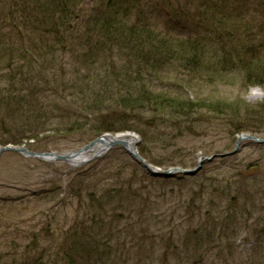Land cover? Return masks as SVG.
<instances>
[{
	"label": "rangeland",
	"instance_id": "rangeland-1",
	"mask_svg": "<svg viewBox=\"0 0 264 264\" xmlns=\"http://www.w3.org/2000/svg\"><path fill=\"white\" fill-rule=\"evenodd\" d=\"M107 1L85 0L78 11L82 22L72 21L74 34L84 32L87 17ZM150 2L162 7L151 15L154 26L171 40L195 42L202 49H191L184 56L187 62L176 52L183 43L172 46L177 59L171 58L151 80L142 77L145 90L190 101L196 109L181 117L157 114L161 125L156 127L147 124L150 111L143 114L141 125L152 135L143 147L145 162L157 169H191L200 157L214 159L203 163L195 181L171 178L169 183L145 179L144 168L120 147L74 168L56 159L94 142L98 119L120 113L108 100L97 111L85 107L100 102L104 94L98 90L78 100L69 96L77 92L70 84L84 72L76 55L87 50L72 47L80 40L71 41L74 45L65 52L49 58L50 73H38L51 81L41 85L47 92L40 95L38 107L18 111L7 99L0 100V148L55 155L53 161H42L11 150L0 154V264H69L72 255L74 263L82 264L77 254L86 251L80 247L96 242L101 264H264V145L241 140L236 148L242 135L264 140V99L250 93L251 88L264 92V86L254 77L246 79L239 58L242 48L257 58L264 54V18L252 13L256 2L248 4L247 15L244 8L240 11L246 25L235 33L227 20L202 24L197 11L189 13L191 1L149 0L146 5ZM261 66L257 70L264 76ZM5 71H0L1 89L8 86ZM113 94L120 95L119 89ZM253 111L259 120H253ZM251 127L260 133L234 134ZM117 134L135 138L139 151V134ZM87 228L91 238L83 236L89 235Z\"/></svg>",
	"mask_w": 264,
	"mask_h": 264
},
{
	"label": "trees",
	"instance_id": "trees-1",
	"mask_svg": "<svg viewBox=\"0 0 264 264\" xmlns=\"http://www.w3.org/2000/svg\"><path fill=\"white\" fill-rule=\"evenodd\" d=\"M148 1L108 0L101 9L87 17L84 26L86 30L74 34L76 26L72 21L82 22L78 13L83 10L85 0H0V71L6 70L3 72L5 73L3 79L6 85L8 84L7 87L0 88V100L7 99L6 102L10 103L11 108L16 107L18 111L24 106L31 107L34 105L38 107L39 104L36 102L41 103L39 101L40 95L47 92V88L41 85L46 86L51 82L47 77L40 78L38 73H50L52 68L49 65L53 64V60H49V58L60 51L65 52L68 47L74 45L71 41L80 40L79 44L72 47L87 49L86 52L82 51L76 55L81 58V67L84 72L79 81L70 84L69 87L77 89V92L69 96L80 98L85 93H93L95 90L100 93L103 92L104 95H101L103 101L101 98L100 102H95L91 104L92 106L87 104L85 107L91 111H97L100 105H106L104 102L108 100L107 102L113 103L114 105L111 106H114L113 108L119 110L121 114L111 115V118L107 116L98 119L93 126V138H98L106 133H137L142 140L138 152L144 158L143 147L152 138V135L147 132L145 124L141 125L145 120L143 114L146 111H150L152 115L151 118H147L148 126L156 127L161 125L159 118H156L158 117L157 114L171 112L173 116L181 117L191 115L196 109L192 108L193 105L189 103L190 101L188 103L180 102L177 98H172L166 94L145 90L142 88L146 82L143 78L148 77L151 80L153 75L157 76L158 73L163 72L171 58L177 59L174 56L176 50L170 53L171 50L175 47L178 48V45L181 46L182 43L183 48L176 51L182 57V61L188 62L184 56L189 54L191 49L193 51L202 49L195 42L171 40L169 35L164 34L159 29V26H154L151 15L159 12L162 7L152 5V2L146 5ZM188 1H191L189 13L191 10L197 11L198 18L204 19L202 24L211 22L220 25L224 22L223 20H227L228 23L226 24H229L235 33L240 31L242 25H246L240 18L242 17L240 11L248 4L256 2L258 9H254L256 12L252 10V13L261 14L264 18V0H236L234 6L230 5V3H234L231 0ZM247 12L248 10L245 9L246 15ZM171 13L174 16L178 15L175 6L172 7ZM189 13L181 12L184 16H188ZM91 33L96 37L94 42H92ZM234 36L237 35L234 34ZM240 41H243L242 38ZM250 52L251 50L247 48H242L239 51V58H243V73L247 80L254 77L256 84L264 86V82H262L264 81L263 73L257 70L258 66L264 67V54L258 55L257 58ZM19 60L23 63L21 64ZM91 69L96 70L92 71ZM112 84L117 87L113 88ZM117 89H119L120 95L114 98L116 95L113 92ZM109 90L112 91V94ZM1 93L6 95H1ZM75 100L78 99L75 98ZM86 102L84 101V103ZM1 104L6 105L2 101ZM261 109L264 111V107ZM135 110L144 111L135 115ZM17 114L14 113V117ZM252 114L253 120H259L256 111H253ZM0 121L2 124L3 119ZM135 123L142 128H137ZM251 129L253 128H242L234 134L242 132L260 133L259 128H257L258 130ZM19 143V141L16 142V144ZM148 177L153 182L169 183L173 181L172 179H159L149 175L144 176L145 179ZM174 179L182 182L188 181V179L196 180L194 177ZM118 196L121 194L116 195L115 198ZM87 229L89 235L83 233V236L91 238L90 230ZM77 239L79 241L80 238L77 237ZM93 245L92 247L88 243L86 249L84 246L80 247L86 251L80 254L76 253L81 258L80 263L85 264L86 259L90 261V264L103 263L100 256L102 250H100L98 242L93 243ZM68 258L69 264H76L73 255Z\"/></svg>",
	"mask_w": 264,
	"mask_h": 264
},
{
	"label": "water",
	"instance_id": "water-1",
	"mask_svg": "<svg viewBox=\"0 0 264 264\" xmlns=\"http://www.w3.org/2000/svg\"><path fill=\"white\" fill-rule=\"evenodd\" d=\"M243 139H246V140H251L253 142H257V143H261V144H264V140H260L258 138H254V137H251V136H242L238 139V142H237V147L238 148V145L240 143L241 140ZM102 140V138H99V139H96L94 142L92 143H95V142H98ZM91 143V144H92ZM90 145V144H89ZM88 145V146H89ZM116 146H120L122 148H124L125 150H127V152L132 155L136 161L140 162L142 164V166L146 169V171L154 176V177H159V178H168L170 176H172V171H164V172H156L154 170H152L145 162L144 160L134 151H129L122 143H120L118 140L116 141H113L111 144H109L108 146H106V149L102 152H100L99 154L95 155L94 157H91V158H88V159H83L81 162H79L77 165H80V164H83V163H86V162H89L90 160H92L93 158L95 157H98L100 156L101 154H103L104 152H106L107 150L113 148V147H116ZM87 148V146L85 148H83L82 150H79L77 152H74V153H71L67 156H55L54 154H33V153H29L26 149H23V148H10V147H1L0 148V154L2 152H5L7 150H11V151H14V152H18V153H22V154H26L30 157H33V158H37V159H40V160H46V159H50L51 157H56V159L58 160H62L63 162H66V163H69L68 160L74 156H79L82 154V152ZM237 150V149H235ZM234 150L233 154L236 152ZM214 157H211L209 159H203V160H207V161H211L213 160ZM203 160H199L196 164V168L195 169H192V170H178L179 172H181L184 176H192V175H195L198 171L201 170L202 168V161Z\"/></svg>",
	"mask_w": 264,
	"mask_h": 264
},
{
	"label": "bare ground",
	"instance_id": "bare-ground-1",
	"mask_svg": "<svg viewBox=\"0 0 264 264\" xmlns=\"http://www.w3.org/2000/svg\"><path fill=\"white\" fill-rule=\"evenodd\" d=\"M118 140L120 143H122L129 151H134L135 146L137 144V141L135 138L126 135H118L117 138H113L110 135L103 136L102 140L92 143L82 152L79 156H74L68 160V164L71 165V167H76V165L81 162L83 159L93 157L100 152L104 151L106 149V146L111 144L113 141ZM24 156V155H23ZM27 157V156H25Z\"/></svg>",
	"mask_w": 264,
	"mask_h": 264
},
{
	"label": "clouds",
	"instance_id": "clouds-1",
	"mask_svg": "<svg viewBox=\"0 0 264 264\" xmlns=\"http://www.w3.org/2000/svg\"><path fill=\"white\" fill-rule=\"evenodd\" d=\"M250 93L252 96H259L261 99H264V92H261L257 88H251Z\"/></svg>",
	"mask_w": 264,
	"mask_h": 264
}]
</instances>
